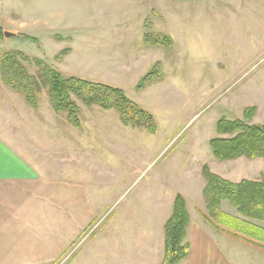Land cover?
I'll return each mask as SVG.
<instances>
[{"label":"rangeland","instance_id":"374dc122","mask_svg":"<svg viewBox=\"0 0 264 264\" xmlns=\"http://www.w3.org/2000/svg\"><path fill=\"white\" fill-rule=\"evenodd\" d=\"M55 1L56 9L47 11L44 0H0V51L44 60L65 80L121 89L158 126L155 135L133 130L116 111L73 98L82 113L75 127L55 113L46 91L37 96L44 123L36 116L32 123L49 138L51 163L80 167L104 210L64 264H122L123 257L141 264L163 244L165 252L173 199L184 194L198 204L204 165L232 182L264 178L263 160L220 162L210 147L221 119L244 120L255 109L250 122L264 125V0L187 8L163 1L155 3L161 7L141 0ZM157 34L172 43L148 54L144 36ZM27 68L37 74L35 66ZM17 105L23 109L20 100Z\"/></svg>","mask_w":264,"mask_h":264},{"label":"crops","instance_id":"0c3cea01","mask_svg":"<svg viewBox=\"0 0 264 264\" xmlns=\"http://www.w3.org/2000/svg\"><path fill=\"white\" fill-rule=\"evenodd\" d=\"M158 1L187 8L240 0H141L161 7V3L155 4ZM57 3L44 0L47 11L56 9L53 4ZM144 48L148 54L161 49L145 42ZM39 106L30 107L0 80V264H64L104 214L98 194L93 192L95 186L80 173V167L51 163L49 138L43 127L32 123L34 116L44 123ZM205 186L198 204L191 205L188 196L182 194L190 215L189 254L182 264H264V248L219 231L205 220ZM173 204L174 199L171 214ZM222 208L236 215L228 203ZM127 258L123 257L122 264H129ZM163 258L164 244L156 254H144L141 264H162Z\"/></svg>","mask_w":264,"mask_h":264},{"label":"trees","instance_id":"16d2710c","mask_svg":"<svg viewBox=\"0 0 264 264\" xmlns=\"http://www.w3.org/2000/svg\"><path fill=\"white\" fill-rule=\"evenodd\" d=\"M144 42L152 47L168 48L172 38L161 34L145 35ZM26 65L35 66L37 74L31 75ZM0 71L3 83L20 94L32 108H37V96L46 91L55 113L66 114L67 122L75 127L80 126L82 113L73 98L90 108L97 106L105 111H116L126 126L144 128L153 135L158 132L153 116L130 100L121 89L75 78L65 80L46 61L31 58L19 51H0ZM146 83L147 78L140 82L138 88L143 89ZM246 111V121L239 118L234 121L219 120V136L210 141L212 156L216 160L231 162L246 158L264 161V125L250 122L255 109ZM202 173L206 180L204 197L208 214H204L205 220L219 231L264 248V178L232 182L213 173L207 165L203 166ZM223 203H228L236 215L223 211ZM189 223L186 201L182 196H177L164 227L162 264H182L188 257Z\"/></svg>","mask_w":264,"mask_h":264},{"label":"water","instance_id":"95a60500","mask_svg":"<svg viewBox=\"0 0 264 264\" xmlns=\"http://www.w3.org/2000/svg\"><path fill=\"white\" fill-rule=\"evenodd\" d=\"M4 35H5L6 38L16 37L14 34H11V33H8V32H5Z\"/></svg>","mask_w":264,"mask_h":264}]
</instances>
